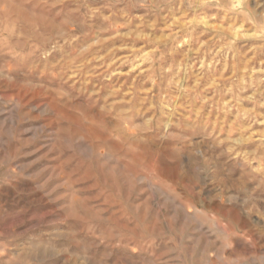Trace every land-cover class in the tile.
Listing matches in <instances>:
<instances>
[{
	"label": "rangeland",
	"instance_id": "obj_1",
	"mask_svg": "<svg viewBox=\"0 0 264 264\" xmlns=\"http://www.w3.org/2000/svg\"><path fill=\"white\" fill-rule=\"evenodd\" d=\"M0 264H264V0H0Z\"/></svg>",
	"mask_w": 264,
	"mask_h": 264
}]
</instances>
